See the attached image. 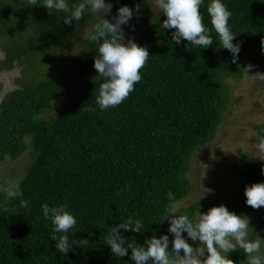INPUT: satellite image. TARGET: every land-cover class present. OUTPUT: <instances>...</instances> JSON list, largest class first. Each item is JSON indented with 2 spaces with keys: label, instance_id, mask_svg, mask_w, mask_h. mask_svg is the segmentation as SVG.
Instances as JSON below:
<instances>
[{
  "label": "trees",
  "instance_id": "16d2710c",
  "mask_svg": "<svg viewBox=\"0 0 264 264\" xmlns=\"http://www.w3.org/2000/svg\"><path fill=\"white\" fill-rule=\"evenodd\" d=\"M110 2L112 15L121 5H139V10L149 6V0ZM208 3L204 0L200 12L211 29ZM224 3L232 13L233 43L240 44L236 63L219 45L214 30L213 44L207 48L183 40L177 45L172 30L163 29L165 16L160 13L130 38L150 55L140 70L141 81L122 104L101 110L96 99L103 80L86 79L95 70L98 45L85 26L99 17L86 15L68 25L61 12L50 14L42 6L27 5V0H0V36L9 38L14 43L10 51H15L8 55V66L31 53L51 63L50 68L53 55L82 47L72 61L61 60L51 75L44 69L47 64L40 66V78L28 80L0 101V169L27 150L34 154L18 181L0 184V264H134L130 250L116 257L105 245L108 229L132 216L143 227L139 233L121 230L129 242L142 245L146 238L167 234L171 250L169 222L162 221L170 203L166 194H174L180 213L190 219L207 209L199 199L179 205L193 191L188 175L194 160L224 126L233 95L229 80L241 79L246 55L258 51L252 62L264 68V0ZM52 109L53 115L45 116ZM256 129L254 143L264 130ZM237 156L243 167L241 182L229 194L226 207L247 217L254 212L257 221L250 225L264 226L263 213L246 205L244 196L246 185L264 182V160L242 150ZM14 182L23 195L8 199L3 189ZM21 199L30 202L27 208ZM44 203L67 205L77 219L68 234L76 245L67 255L55 249L51 238L60 234L43 216ZM229 258L234 264H247L242 249L229 253Z\"/></svg>",
  "mask_w": 264,
  "mask_h": 264
},
{
  "label": "clouds",
  "instance_id": "9594fccd",
  "mask_svg": "<svg viewBox=\"0 0 264 264\" xmlns=\"http://www.w3.org/2000/svg\"><path fill=\"white\" fill-rule=\"evenodd\" d=\"M154 4L159 14L163 13L165 16L162 21L163 29L172 30L171 38L177 45L183 40L199 49L207 48L213 44L214 30L219 45L231 54L233 63H236L240 44L233 43L236 34L229 24L232 13L224 0H209L207 4L211 29L205 25L200 12L204 0H154ZM27 5L42 6L50 14L61 12L64 14V23L68 25L73 21H80L86 15L98 16L99 19L90 30V39L98 45V56L94 58L93 66L97 76L103 80L99 85L96 103L101 110H108L127 100L134 91V86L141 81L140 70L150 56L146 47L131 39L126 41L124 36L123 26H130L134 30L130 21L134 12L139 11V5L135 8L121 5L115 15H112L110 0H79L78 3H72L71 0H27ZM106 16H110L111 20ZM9 67L7 64L5 69ZM252 67L247 65L244 70L247 72ZM256 147L260 153H264V130L258 134ZM257 157L264 160L261 156ZM3 191L8 199H17L23 195L19 183L11 184ZM244 196L246 205L251 208L264 207V182L246 185ZM166 197L170 203L162 221L167 218L169 222L168 233L173 236L171 250L167 234L146 238L142 245L133 240L129 242L121 234V230L139 233L143 227L140 219L129 216L108 229L105 245L110 247L114 256H127L130 250L134 264H234L229 253L242 249L247 264H264V240L258 236L250 238V221L246 215L237 214L220 204L209 208L205 213L198 212V218L193 220L180 213L172 192H168ZM20 202L24 208L30 203L23 199ZM41 208L43 216L53 225L54 233L60 234L51 238L55 241V249L58 253L67 255L73 250V245H76L69 240L68 235L77 224L76 217L68 210L67 205L50 207L44 203ZM182 233L187 234V239ZM189 241L199 242L198 246L193 247Z\"/></svg>",
  "mask_w": 264,
  "mask_h": 264
},
{
  "label": "rangeland",
  "instance_id": "374dc122",
  "mask_svg": "<svg viewBox=\"0 0 264 264\" xmlns=\"http://www.w3.org/2000/svg\"><path fill=\"white\" fill-rule=\"evenodd\" d=\"M157 15H159V10L156 8L154 0H149V6L140 9L130 21V25H134V30L130 26L123 28L125 40L144 30ZM97 17L94 15V19ZM94 23L95 20L91 21L85 26V29L90 31ZM3 36H0V60L5 54L7 56V53L9 55L15 52L14 50L10 51V45L12 46L14 43ZM19 37L21 38V36ZM80 50L82 47L76 45L70 50L66 48L58 52L56 56L53 55L50 58L52 60L50 68L48 67L51 63L42 62L38 55L31 53L28 56L21 55L8 69L0 71V75H2L0 77V100L4 98L5 90L18 88L28 80L35 81L40 78L41 70L44 71L39 69L40 66L44 67L47 64L44 69L48 68L46 73L51 75L62 61L64 63L72 61ZM257 52H250L244 59L245 68L247 65H252L251 70L245 71L240 80H229L233 95L223 122L224 126L220 128L218 137L204 145L199 151L198 157L194 160L192 172L188 175L193 191L179 202V205H189L194 200H202L207 209H203L200 213H205L209 208L220 204L226 206L229 194L237 191L241 182L239 173L243 167L238 159L237 151L242 150L256 157L262 156V153L257 150V143L251 141V137L257 132L256 128L259 126L264 128V68L252 62ZM5 71L6 74H4ZM96 76L97 72L94 70L86 79L91 80ZM2 85L5 86L2 87ZM66 98L64 97V99ZM53 113L54 109L49 110L45 116L53 115ZM33 155L31 151L27 150L19 159L3 164L0 169V184L18 181L22 176L21 172L25 171L27 164L33 159ZM256 210L261 211L264 215V207ZM196 216L198 218V213ZM248 218L249 221H257L254 212ZM249 233L250 235L255 234V238L258 236L264 240V226H258L256 223L251 224ZM198 243L196 242L193 247L198 246Z\"/></svg>",
  "mask_w": 264,
  "mask_h": 264
},
{
  "label": "flooded vegetation",
  "instance_id": "af4514ba",
  "mask_svg": "<svg viewBox=\"0 0 264 264\" xmlns=\"http://www.w3.org/2000/svg\"><path fill=\"white\" fill-rule=\"evenodd\" d=\"M5 57H7L8 58V54H7V56H6V54H5V56L3 57V58H1V60H0V71L1 70H3V69H5V67H7V59L5 58ZM3 86H5V85H2V87ZM19 88V87H18ZM13 89H16V88H9V89H7V90H5V95H4V98L6 97V95L9 93V91H12ZM4 90V89H3ZM3 98V99H4ZM3 99H1L0 101H2Z\"/></svg>",
  "mask_w": 264,
  "mask_h": 264
},
{
  "label": "water",
  "instance_id": "95a60500",
  "mask_svg": "<svg viewBox=\"0 0 264 264\" xmlns=\"http://www.w3.org/2000/svg\"><path fill=\"white\" fill-rule=\"evenodd\" d=\"M4 74H6V72H4Z\"/></svg>",
  "mask_w": 264,
  "mask_h": 264
},
{
  "label": "crops",
  "instance_id": "0c3cea01",
  "mask_svg": "<svg viewBox=\"0 0 264 264\" xmlns=\"http://www.w3.org/2000/svg\"><path fill=\"white\" fill-rule=\"evenodd\" d=\"M2 71V70H1Z\"/></svg>",
  "mask_w": 264,
  "mask_h": 264
}]
</instances>
